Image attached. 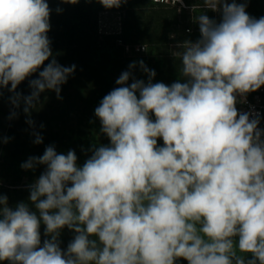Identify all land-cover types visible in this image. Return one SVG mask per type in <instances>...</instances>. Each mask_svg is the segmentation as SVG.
Returning <instances> with one entry per match:
<instances>
[{
  "label": "clouds",
  "instance_id": "1",
  "mask_svg": "<svg viewBox=\"0 0 264 264\" xmlns=\"http://www.w3.org/2000/svg\"><path fill=\"white\" fill-rule=\"evenodd\" d=\"M96 2L113 9L128 0ZM197 8L199 39L172 52L176 81L154 82L155 70L133 61L94 109L107 145L93 144L82 165L74 149L55 145L21 164L44 171L27 202L13 207L0 194V264H264V128L258 113L237 108L264 87V17L250 16L247 0L189 10ZM51 12L48 0H0V97L10 93V120L23 105L31 127L41 94L62 99L76 70L51 48ZM26 80L28 95L17 91ZM64 229L74 233L66 248Z\"/></svg>",
  "mask_w": 264,
  "mask_h": 264
},
{
  "label": "trees",
  "instance_id": "2",
  "mask_svg": "<svg viewBox=\"0 0 264 264\" xmlns=\"http://www.w3.org/2000/svg\"><path fill=\"white\" fill-rule=\"evenodd\" d=\"M48 2L52 9L48 33L51 48L61 65L74 64L76 70L61 87L62 99H57L53 91L41 94L40 103L31 111L34 127L26 123L28 117L23 113V105L16 110L18 116L10 120V93L4 90L0 97V194L6 195L13 207L18 202H27V186L44 171V166L35 171L22 169L21 164L28 157L40 156L47 146L55 145L59 153L74 149L82 165L91 154L88 149L93 144L109 143L99 131L100 122L94 109L116 87V79L128 70L131 62L143 60L148 68L154 69V82L171 84L179 78L181 61L172 55L173 50L179 49L173 45L199 39V28L193 18L204 11L203 8H197L195 13L189 10L192 4H200L202 0H186L189 7L179 12L178 7L153 0H128L120 8L113 9H105L96 0H79L76 4L61 0ZM57 8L62 11L58 13ZM106 11L120 13L119 25L110 29L103 27L101 17ZM246 11L255 18L264 16V0H247ZM207 14L219 20L218 13L209 11ZM134 75L147 80L138 67ZM34 78L36 75L30 79ZM17 91L30 94L28 81ZM33 131L43 137L42 144L33 142ZM5 138L7 143L3 142ZM158 143L162 145L163 141ZM41 233L43 240V225ZM73 236L74 233L64 229L61 247L66 248ZM179 264L187 262L181 260Z\"/></svg>",
  "mask_w": 264,
  "mask_h": 264
},
{
  "label": "built area",
  "instance_id": "3",
  "mask_svg": "<svg viewBox=\"0 0 264 264\" xmlns=\"http://www.w3.org/2000/svg\"><path fill=\"white\" fill-rule=\"evenodd\" d=\"M153 1L169 7H178V8L180 7L179 4L174 6L172 0H153ZM185 5L186 7L184 8L189 7V4L186 2V0H185ZM260 17H264V16H260ZM237 108L242 112L258 113L261 118L260 127L264 128V87H262L257 92L248 94L246 97V102L238 103Z\"/></svg>",
  "mask_w": 264,
  "mask_h": 264
},
{
  "label": "rangeland",
  "instance_id": "4",
  "mask_svg": "<svg viewBox=\"0 0 264 264\" xmlns=\"http://www.w3.org/2000/svg\"><path fill=\"white\" fill-rule=\"evenodd\" d=\"M101 18L103 22V27L110 29L113 26L119 25L120 13L106 11L102 14ZM173 47L175 48V45H173Z\"/></svg>",
  "mask_w": 264,
  "mask_h": 264
}]
</instances>
